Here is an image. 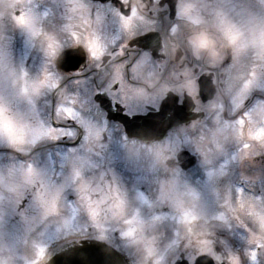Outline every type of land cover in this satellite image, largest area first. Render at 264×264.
I'll use <instances>...</instances> for the list:
<instances>
[{"label": "clouds", "instance_id": "clouds-1", "mask_svg": "<svg viewBox=\"0 0 264 264\" xmlns=\"http://www.w3.org/2000/svg\"><path fill=\"white\" fill-rule=\"evenodd\" d=\"M256 3L237 20L231 0H173L166 28L148 0H19L0 17V264L89 241L117 264H264ZM169 94L195 118L161 123Z\"/></svg>", "mask_w": 264, "mask_h": 264}, {"label": "flooded vegetation", "instance_id": "flooded-vegetation-1", "mask_svg": "<svg viewBox=\"0 0 264 264\" xmlns=\"http://www.w3.org/2000/svg\"><path fill=\"white\" fill-rule=\"evenodd\" d=\"M250 1H253L252 3ZM150 8H152V13L155 16H158L162 22V27L166 28L169 21L174 16V8H165V4L171 5L173 0H160L159 4H156L154 0H148ZM19 3V0H0V17H5L10 20H16L15 16L16 6ZM231 5L234 7V10L229 14L233 18L239 20L240 16L237 13H242L243 9L247 7L251 11H256L259 8V5L256 3V0H231ZM151 15V14H150ZM145 44L158 45V40H153L149 37L143 41ZM69 56L68 67H73L77 64V59L75 58L74 53H67ZM248 56L247 54L242 55L241 57V68L247 64ZM197 84L200 85V82L197 81ZM201 96L197 97L202 103H205L207 100L212 99L213 90L209 80L206 78L203 81V84L200 85ZM193 94L195 95V89H193ZM254 101H260L256 103L254 108V114L261 119H264V94L257 93L253 98ZM253 101H249L252 103ZM184 107H179L177 104V99L169 94V98L166 101H163V115L160 117V122L163 123L165 118L171 119L173 121L177 119L185 120L190 118H195L192 116L190 109L194 107L192 99L185 95L183 99ZM118 107V105H117ZM189 260H192L193 257H189Z\"/></svg>", "mask_w": 264, "mask_h": 264}, {"label": "water", "instance_id": "water-1", "mask_svg": "<svg viewBox=\"0 0 264 264\" xmlns=\"http://www.w3.org/2000/svg\"><path fill=\"white\" fill-rule=\"evenodd\" d=\"M120 259L108 255L103 244L93 242L60 251L56 257V264H117Z\"/></svg>", "mask_w": 264, "mask_h": 264}, {"label": "rangeland", "instance_id": "rangeland-1", "mask_svg": "<svg viewBox=\"0 0 264 264\" xmlns=\"http://www.w3.org/2000/svg\"><path fill=\"white\" fill-rule=\"evenodd\" d=\"M250 2L252 3L253 1H250ZM49 243H52V241H49ZM37 247L40 250L38 258L41 259L45 255V250H46L47 245L38 244Z\"/></svg>", "mask_w": 264, "mask_h": 264}, {"label": "snow or ice", "instance_id": "snow-or-ice-1", "mask_svg": "<svg viewBox=\"0 0 264 264\" xmlns=\"http://www.w3.org/2000/svg\"><path fill=\"white\" fill-rule=\"evenodd\" d=\"M253 258H255V254H253Z\"/></svg>", "mask_w": 264, "mask_h": 264}]
</instances>
